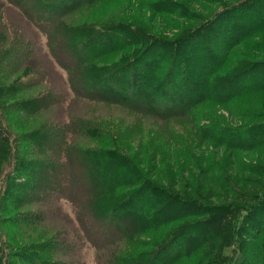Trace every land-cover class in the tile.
<instances>
[{"label":"trees","instance_id":"obj_1","mask_svg":"<svg viewBox=\"0 0 264 264\" xmlns=\"http://www.w3.org/2000/svg\"><path fill=\"white\" fill-rule=\"evenodd\" d=\"M96 1L101 0L0 1V6H15L43 33L47 52L68 71L67 88L18 96L22 88L43 78L23 76L31 72H25V64L32 57L31 45L35 42L29 41V45L10 35L2 39L7 43L0 47V214L8 216L16 208L30 205H41L44 212H51L58 210L59 201H68L79 233L90 245L103 249L119 240L112 256L121 252L120 243L131 242L139 248L121 252L132 253L116 264H175L185 254L196 256L195 264H264V179L258 180L257 192L243 197V203L209 204L157 184L130 156L116 148V138L105 142L109 136L106 127L115 131L118 121L108 123L90 117L53 118L36 125L29 121L27 129L17 135L2 118L5 109L31 119L43 109L69 101V90L73 98L111 103L140 116L167 120L183 117L204 100L228 102L245 92L264 93V56L249 58L245 62L248 64L227 77L216 76L229 58L227 46L264 31V0L220 2L214 14L174 40L143 29L135 33L117 22L76 23L73 12ZM134 34L154 38L140 44L125 61L103 66L108 58L125 56ZM225 128L227 132H219L218 137L228 149L264 146V122L260 127ZM108 145L113 148L105 147ZM149 146L153 145L145 142L144 151L159 150L158 146L151 150ZM243 165L250 172L256 167L246 162ZM239 210L245 211L243 219L236 214ZM197 215L203 217L182 224L160 239L169 223ZM19 216L9 220L33 224L44 217L41 212L29 210L21 211ZM46 233L42 237L29 236L26 243L8 242L4 235L0 264H15L10 259L11 249L16 248L18 257L19 251L30 250L32 245L38 250L26 254L30 264H61L44 258L50 252L47 244L53 232ZM149 233L154 246L147 252L140 238ZM244 233L250 238L245 239ZM230 245L232 252L236 250L232 260L223 252Z\"/></svg>","mask_w":264,"mask_h":264},{"label":"rangeland","instance_id":"obj_2","mask_svg":"<svg viewBox=\"0 0 264 264\" xmlns=\"http://www.w3.org/2000/svg\"><path fill=\"white\" fill-rule=\"evenodd\" d=\"M234 1L240 0H101L74 11L73 18L76 23L90 24L98 20L117 22L124 28H131L135 33L143 29L148 34H161L162 39L174 40L199 26L214 14L219 4ZM124 24H127V27ZM9 35L10 38L22 39L29 45H31L29 41L35 42L31 45L32 57L25 64L27 65L25 72L29 70L31 72L23 76L24 78H29L25 76L34 77L33 80L43 77L32 82L30 86L22 88L18 96L36 95L47 88H67L68 71L59 66L47 52L43 33L36 30L19 9L3 3L0 6V47H5L7 41L4 39L2 42V39ZM144 36L134 34L125 56L116 59L108 58L103 66L111 67L113 64L125 61L133 51L141 47L140 44L154 38V36ZM227 50H229V58H226L227 61L216 75L221 78L227 77L229 72L236 69L240 70L248 64L245 62L249 58L258 59L264 56V31L252 33L240 43L227 46ZM223 73L225 75L221 76ZM66 93L71 97L70 100L67 99L69 101L59 107L43 109L39 115H33L31 119L20 116L14 110L5 109L2 110V118L17 135L27 129L29 121L31 125L53 118L67 120L72 117H90L97 121L105 120L108 123L118 121V128L115 131H111V127H106L105 131L109 136L106 137L105 142L116 138L119 141L116 148L118 146L121 153L130 156L147 177L167 187L171 192L177 191L191 198H200L202 202L209 204L235 205L241 203L246 194H253L259 190L258 180L264 179V146L260 144L257 147L228 149L222 145L218 134L227 132L225 126L260 127V124L264 122V93L245 92L236 95L228 102L221 99L204 100L194 111H189L183 117H173L169 120L160 116H140L125 107L111 103L90 101L82 97L73 98L71 90ZM205 127H210L209 131H202ZM130 131H133L131 136L128 135ZM114 132H118V135ZM150 137L153 139L148 141L147 138ZM225 139L228 137L226 136ZM145 142L153 145L149 146L150 150L156 146L159 150L144 151ZM105 147L113 148L110 145ZM244 162L256 167L250 172L243 165ZM1 191L0 188V195ZM246 191L252 192L246 193ZM246 196L249 197V195ZM59 204L58 210H51V212H44L45 209L41 205L40 207L30 205L16 208L8 216L0 214V243L4 235L8 242L21 240L26 243L30 241L29 236L42 237L47 234L46 232H53L47 244L50 252L44 255V258L57 260L61 264H107L109 258L110 264H116L122 256L132 253L127 252L121 255V252L132 251L134 247L139 249L131 242L120 243L121 252L114 253L112 256L111 253L118 247L119 240L103 249L90 245L84 240L80 234V227L73 220L74 212L70 203L59 201ZM27 210L34 214L41 212L44 217L33 224L9 220L14 215L20 217L21 211ZM243 213H245L244 210L236 212L239 219H243ZM202 217L201 215L179 217L166 226V232L160 239H164L182 224L199 221ZM243 235L245 239L250 238L245 233ZM140 241L145 244L143 249L147 252L154 246L151 243L153 238L150 233L141 237ZM234 244L236 246V243ZM232 247L230 245L223 249L230 260L233 259L231 256L236 254V250L232 252ZM15 249H11L10 257L15 264H30L25 259L26 254L32 255L38 250L32 245L30 250L19 251L21 253L17 257ZM209 257V255L206 256V258ZM195 262L196 256L185 254L184 258L180 257L175 264H195Z\"/></svg>","mask_w":264,"mask_h":264}]
</instances>
